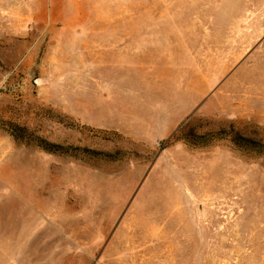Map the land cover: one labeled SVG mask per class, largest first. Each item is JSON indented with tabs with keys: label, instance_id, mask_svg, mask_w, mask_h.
Instances as JSON below:
<instances>
[{
	"label": "rangeland",
	"instance_id": "rangeland-1",
	"mask_svg": "<svg viewBox=\"0 0 264 264\" xmlns=\"http://www.w3.org/2000/svg\"><path fill=\"white\" fill-rule=\"evenodd\" d=\"M0 264H264V0H0Z\"/></svg>",
	"mask_w": 264,
	"mask_h": 264
},
{
	"label": "trees",
	"instance_id": "trees-1",
	"mask_svg": "<svg viewBox=\"0 0 264 264\" xmlns=\"http://www.w3.org/2000/svg\"><path fill=\"white\" fill-rule=\"evenodd\" d=\"M245 141H248V140H245ZM52 148H56V147H53L52 145H50L49 147H44L45 150H49V151L54 152V149H52Z\"/></svg>",
	"mask_w": 264,
	"mask_h": 264
}]
</instances>
